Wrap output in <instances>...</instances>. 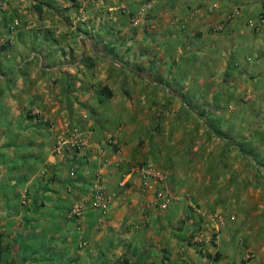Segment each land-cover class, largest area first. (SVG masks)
<instances>
[{"label": "crops", "instance_id": "1", "mask_svg": "<svg viewBox=\"0 0 264 264\" xmlns=\"http://www.w3.org/2000/svg\"><path fill=\"white\" fill-rule=\"evenodd\" d=\"M6 1L2 254L13 264H264V178L225 180L264 175V121L241 100L264 105V0H149L143 38L130 14L148 0ZM141 167L165 180L145 188ZM99 177L105 210L89 204L68 220Z\"/></svg>", "mask_w": 264, "mask_h": 264}, {"label": "built area", "instance_id": "2", "mask_svg": "<svg viewBox=\"0 0 264 264\" xmlns=\"http://www.w3.org/2000/svg\"><path fill=\"white\" fill-rule=\"evenodd\" d=\"M3 6L5 5L4 1L0 2ZM150 8V4L147 3L143 5V8L139 10L138 13H136L133 17V20L138 21L140 19V16L143 14V17L146 15V12ZM240 9L239 7L235 6L232 7L231 10L228 11V13L225 15V18L221 19L220 21L214 23L212 25V28L216 31H220L225 28L226 21L233 19L237 15H239ZM16 23H19V21H15ZM259 23L261 26H264V10L260 13L259 16ZM77 140L75 141V146H81L84 145V142L82 141V136H77ZM141 174L144 180V186L147 189L153 188L154 182L162 183L165 180V175L161 173L160 171L154 169L153 167H141ZM159 196L162 198L161 205L163 207H166L169 202L172 200L171 195L169 193H166L164 191L159 192ZM107 193L104 184L102 183V179L99 177L96 179V181L93 183V185L90 187L89 191L85 195V197L77 203L69 212L70 216L76 217L77 215L80 217L82 214L83 208L86 205L90 206H102V208L105 210L106 205L105 202L107 201ZM213 217H220L221 216L212 213ZM3 231L2 223L0 222V248H1V234ZM84 245L86 242L83 243Z\"/></svg>", "mask_w": 264, "mask_h": 264}, {"label": "rangeland", "instance_id": "3", "mask_svg": "<svg viewBox=\"0 0 264 264\" xmlns=\"http://www.w3.org/2000/svg\"><path fill=\"white\" fill-rule=\"evenodd\" d=\"M149 1V0H148ZM148 1H145V2H148ZM5 3V5L7 6V1L6 2H4ZM4 5V6H5ZM140 5H142L143 6V1L141 2V4ZM139 5V6H140ZM141 8L140 7H137L136 8V10H134V14H136V13H138L139 12V10H140ZM148 12H146V16L143 18V14L140 16V19L138 20V21H135V20H133L131 17V19H130V23H131V25H132V29L133 28H135V27H142V28H140V29H142L138 34H140L139 35V37H141V38H143V24H145V23H143L144 21H146L150 16H152L151 14H147ZM96 16L97 15H94V18H96ZM88 17H90V16H88ZM134 17V16H133ZM88 19V18H87ZM19 23H16V22H13L12 23V25H13V27H16L17 25H18ZM146 25V24H145ZM137 33V32H136ZM146 46V45H145ZM183 98V97H182ZM241 100H243L242 102H247L248 103V110H246V111H244V112H250L249 114H250V116H249V118L252 116V115H254V117H257V119H260L261 120V122H263L264 121V105L261 103V102H258L256 99H253L252 101H251V99H246V98H241ZM254 101V103L253 104H255L254 106H253V104H252V102ZM256 102V103H255ZM245 104V103H244ZM252 104V105H251ZM262 105H263V107H262ZM260 106V108H258ZM255 107V108H254ZM258 109H260L259 110V112H257L258 111ZM154 111V110H153ZM243 112V111H242ZM196 113L199 115V116H203V114H202V112L201 111H196ZM228 116H229V114H228ZM231 117V116H230ZM153 127H155V126H153ZM184 128L186 129V127H181V128H179V132H180V134H184V132H185V130H184ZM257 128H262V127H255V129H257ZM215 129V128H214ZM164 130H165V128L164 129H162L160 132L161 133H163L164 132ZM195 131H196V134H200L201 132L200 131H198V127H196V129H195ZM197 140V139H196ZM191 145H192V143H191ZM212 145L213 146H215V148L214 149H220V146L221 145H224L225 146V149H227L228 148V146H227V144L225 143V142H222V141H220V142H217V141H212ZM76 147H79V146H76ZM171 150H173L172 148H171ZM169 152V151H168ZM249 159V163H253L254 162V160H255V158H253V157H250V158H248ZM174 162H175V160H174ZM252 168V167H251ZM250 171V169H248L247 168V171L245 172V173H243V174H241V173H237V174H235V175H230V176H228V178H225V180L227 181L226 183H231V182H233V183H240V181L242 182V183H245V185H252V183H253V181H255V183H256V181H257V179L261 176V178H264V175L262 176V175H257V174H255V173H253L252 171H251V173L249 172ZM223 179V178H222ZM185 181H187V179L185 180ZM196 184H197V181L195 182ZM75 206V205H74ZM88 206V205H87ZM86 205L84 206V208H83V211H82V214L80 215V218L85 214V212H86V207H87ZM91 207H93V208H95L94 206H91ZM71 211V209H69L68 211H67V213H66V218L68 219V220H70V221H75L76 219L78 220V215L76 216V217H73V216H70L69 215V212ZM79 218V219H80ZM76 229H77V226H76ZM2 235V234H1ZM85 247V246H84ZM83 247V248H84ZM25 258V257H24ZM15 260H19V258L17 257H14V255H13V253L9 250L6 254H2V252H1V248H0V264H13L14 262H15Z\"/></svg>", "mask_w": 264, "mask_h": 264}, {"label": "trees", "instance_id": "4", "mask_svg": "<svg viewBox=\"0 0 264 264\" xmlns=\"http://www.w3.org/2000/svg\"><path fill=\"white\" fill-rule=\"evenodd\" d=\"M6 2V0H0V2ZM149 2V1H148ZM148 2H144L143 5L147 4ZM0 7H3V5L0 3ZM140 8H143L142 5L139 6ZM134 12H132L130 14V17L133 19V16H134ZM130 18V19H131ZM202 114L204 115V112H202ZM216 131L217 132H220L219 128L218 127H215ZM113 264H132V261L130 260L129 257L127 256H122L121 258H119L118 260H116Z\"/></svg>", "mask_w": 264, "mask_h": 264}, {"label": "clouds", "instance_id": "5", "mask_svg": "<svg viewBox=\"0 0 264 264\" xmlns=\"http://www.w3.org/2000/svg\"><path fill=\"white\" fill-rule=\"evenodd\" d=\"M75 147H76V146H75ZM75 147H74V148H75ZM91 186H92V185H91ZM166 193H167V192H166ZM171 199H172V198H171ZM72 208H73V207H72ZM72 208H70V209H72ZM103 211H104V209H103ZM84 242H85V241H84ZM84 242H82V245H81V246H84V244H83ZM86 244H87V243H86ZM86 244H85V245H86Z\"/></svg>", "mask_w": 264, "mask_h": 264}]
</instances>
